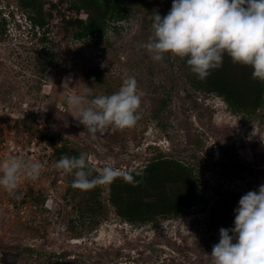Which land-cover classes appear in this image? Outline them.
I'll return each mask as SVG.
<instances>
[{
	"label": "rangeland",
	"instance_id": "obj_1",
	"mask_svg": "<svg viewBox=\"0 0 264 264\" xmlns=\"http://www.w3.org/2000/svg\"><path fill=\"white\" fill-rule=\"evenodd\" d=\"M171 6L172 0H134L123 21L78 41L67 21L86 16L71 10L69 0H0V166L13 157L43 164L36 180L19 179V199L0 189V264H34L19 256L23 247L90 252L113 264L117 255L136 264H212L219 242L214 227L230 216L218 204L237 208L241 196L264 184V106L235 114L219 96L193 87L179 57L156 62L139 47L151 34L152 12L164 16ZM130 76L138 82L141 118L92 140L67 107L65 79L72 78L74 92L86 84L93 95H111ZM62 146L87 153L98 172L111 166L130 173L157 157L189 165L200 187L197 208L189 216L130 225L115 214L104 184L107 218L72 239L69 223L86 196L72 197L73 174L55 168L54 150ZM233 226L234 220L226 228Z\"/></svg>",
	"mask_w": 264,
	"mask_h": 264
},
{
	"label": "clouds",
	"instance_id": "obj_2",
	"mask_svg": "<svg viewBox=\"0 0 264 264\" xmlns=\"http://www.w3.org/2000/svg\"><path fill=\"white\" fill-rule=\"evenodd\" d=\"M152 13L151 34L139 47L153 61L162 62L167 56L186 59L191 73L204 81L223 66L227 55L233 64L250 68L251 78L264 84V0H172L166 15L158 10ZM73 83L68 77L63 84L70 93L67 107L92 140L109 127H134L141 118V95L134 76L111 95H93L86 84L74 92ZM88 161L87 153L65 155L55 168L73 174L72 187L78 190L118 178L134 182L130 173L111 166L93 175ZM42 169L39 161L13 157L0 166V189L19 199V179L36 180ZM210 257L212 264H264V184L241 196L234 209V226L219 230V242Z\"/></svg>",
	"mask_w": 264,
	"mask_h": 264
},
{
	"label": "trees",
	"instance_id": "obj_3",
	"mask_svg": "<svg viewBox=\"0 0 264 264\" xmlns=\"http://www.w3.org/2000/svg\"><path fill=\"white\" fill-rule=\"evenodd\" d=\"M134 0H69L70 9L85 19H69L67 28L73 30V38L78 41L95 39L106 31L111 22L123 21ZM44 26L43 23H38ZM187 72V78L199 91L215 94L222 98L235 114L252 115L264 106V84L251 78V69L233 64L225 55L223 66L212 72L204 81L197 79L186 64L180 59ZM81 152L62 146L54 150L56 161L62 156H79ZM90 166V165H89ZM93 175L99 172L90 166ZM130 174L134 182L122 178L109 183V203L115 214L130 225H145L161 219L189 216L199 201V183L193 167L167 157L153 159L144 169H136ZM73 182V180H72ZM69 188L72 197L84 194L86 198L76 203L77 216L70 220L69 232L72 239H82L87 233L98 229L107 218L109 205L102 200V185L88 190ZM235 204L222 202L218 211L228 212L229 222L219 223L214 230L219 237V230L226 228L233 221ZM19 256L27 254L34 264H113L94 255V253L63 251L48 253L33 247H23ZM117 264H136L137 259L129 257L124 262L117 255ZM54 260L53 262H51ZM164 264V263H163Z\"/></svg>",
	"mask_w": 264,
	"mask_h": 264
},
{
	"label": "built area",
	"instance_id": "obj_4",
	"mask_svg": "<svg viewBox=\"0 0 264 264\" xmlns=\"http://www.w3.org/2000/svg\"><path fill=\"white\" fill-rule=\"evenodd\" d=\"M10 150L14 151L15 150V146H11Z\"/></svg>",
	"mask_w": 264,
	"mask_h": 264
}]
</instances>
